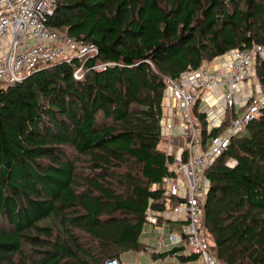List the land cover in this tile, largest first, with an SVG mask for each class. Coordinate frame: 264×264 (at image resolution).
Here are the masks:
<instances>
[{"label": "trees", "instance_id": "16d2710c", "mask_svg": "<svg viewBox=\"0 0 264 264\" xmlns=\"http://www.w3.org/2000/svg\"><path fill=\"white\" fill-rule=\"evenodd\" d=\"M47 24L97 52L0 84V264H106L145 248L149 200L162 206L151 187L172 174L163 76L264 45V0H57ZM205 175L219 263L264 264V108ZM174 252L199 259L183 245L151 255Z\"/></svg>", "mask_w": 264, "mask_h": 264}, {"label": "built area", "instance_id": "2783aa9c", "mask_svg": "<svg viewBox=\"0 0 264 264\" xmlns=\"http://www.w3.org/2000/svg\"><path fill=\"white\" fill-rule=\"evenodd\" d=\"M56 2L0 0V41H8L0 55V84L20 81L38 65L69 62L73 58L82 60L96 54L94 43L48 26L47 19L53 14ZM263 61L264 45L254 43L226 51L197 69L180 72L175 78L163 76L160 143L171 158L167 166L172 174L151 187L161 191L157 202L162 206L153 207L150 199L145 211L146 223L157 234L159 248L154 253L161 252L166 224L173 222L181 227L179 231L169 229L165 246L183 245L189 254L198 256L200 264H220L204 226L203 205L209 188L205 171L231 139L260 116L264 108V86L257 67ZM106 65L93 67L102 70ZM79 72L80 69L75 71V77H80ZM227 164L233 165L234 161ZM172 256L176 257L175 252ZM106 264L121 263L111 258Z\"/></svg>", "mask_w": 264, "mask_h": 264}, {"label": "rangeland", "instance_id": "374dc122", "mask_svg": "<svg viewBox=\"0 0 264 264\" xmlns=\"http://www.w3.org/2000/svg\"><path fill=\"white\" fill-rule=\"evenodd\" d=\"M174 136H176V133H174ZM163 146L164 145L160 143V147ZM180 227L181 225L179 223L168 222L166 224L165 234L163 236L164 246L166 245L169 229L171 228L174 231H179ZM148 234H150L151 236L149 237ZM140 239L145 244V248H144L145 250L141 249L140 251L123 252L119 259L121 264H151L153 262L154 259L152 258L151 251H154L155 249L159 248V245H158L156 231H154L152 225L145 223L144 230L141 233ZM164 246L161 247L160 249L164 250L165 249ZM193 262H194L193 264H200L199 259ZM163 264H177V263H175L173 260H167Z\"/></svg>", "mask_w": 264, "mask_h": 264}, {"label": "crops", "instance_id": "0c3cea01", "mask_svg": "<svg viewBox=\"0 0 264 264\" xmlns=\"http://www.w3.org/2000/svg\"><path fill=\"white\" fill-rule=\"evenodd\" d=\"M7 44H8V41L7 40H1L0 41V55L3 54L7 48ZM154 229V228H153ZM151 232V231H149ZM149 237L151 236L150 234H148ZM165 249L164 250H161V252H165V251H168L169 249H171L170 246H165L164 247ZM154 251H151V253H153ZM153 262L154 264H163L165 261L167 260H173L175 263H178L179 262V259L177 257H174L172 255H167L165 257H161V258H153ZM161 259V261L159 260ZM201 262V261H200ZM194 262H189V264H193Z\"/></svg>", "mask_w": 264, "mask_h": 264}, {"label": "water", "instance_id": "95a60500", "mask_svg": "<svg viewBox=\"0 0 264 264\" xmlns=\"http://www.w3.org/2000/svg\"><path fill=\"white\" fill-rule=\"evenodd\" d=\"M262 64H264V61L262 62Z\"/></svg>", "mask_w": 264, "mask_h": 264}]
</instances>
